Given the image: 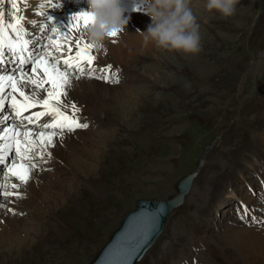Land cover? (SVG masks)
I'll return each mask as SVG.
<instances>
[{
  "label": "rangeland",
  "instance_id": "374dc122",
  "mask_svg": "<svg viewBox=\"0 0 264 264\" xmlns=\"http://www.w3.org/2000/svg\"><path fill=\"white\" fill-rule=\"evenodd\" d=\"M203 4L190 5L200 25L198 54L152 45L120 63L108 52L96 55L118 64L122 79L111 85L85 78L86 87L75 90L77 100L82 92L94 96L97 119L85 116L88 127L76 142L63 141L61 155L36 156L44 166H37L42 178L34 190L11 189L20 196H11L18 209L0 214V264H89L138 199L168 198L192 171L189 193L136 264H264L233 244L264 228V0H240L228 19ZM54 10L43 11L53 17ZM46 16L34 18L36 38L40 23L55 24ZM23 28L34 55L38 46ZM94 81L106 89L93 91ZM240 199L245 216H236Z\"/></svg>",
  "mask_w": 264,
  "mask_h": 264
},
{
  "label": "snow or ice",
  "instance_id": "6c2138e0",
  "mask_svg": "<svg viewBox=\"0 0 264 264\" xmlns=\"http://www.w3.org/2000/svg\"><path fill=\"white\" fill-rule=\"evenodd\" d=\"M11 8L15 11L9 12V21L4 22L5 12L3 11L4 0H0V69H2L4 49H7L16 54L21 51L27 50L28 41H23V47L14 46L11 43L5 44V40L9 39L4 34L11 30L17 36L24 31L23 21L25 16L22 14V8L18 6L16 0H8ZM21 5L27 7V0H21ZM45 7H60L59 0L53 3V0H43L40 3V15H46L43 11ZM137 10V9H134ZM15 16V23L11 22V17ZM51 21L52 16H47ZM93 17L89 11L75 13L68 23L64 25V31L59 32L58 28H49V25L41 26L40 30L59 32L60 39L57 41L53 36H49V44L44 47L47 49L42 54L30 55L27 58L20 56L18 63L23 66L24 64L31 63L32 74L23 71L21 67V77L16 78L13 75H0V110L5 108V99L12 93H5V88H12L13 92H19L23 97V101L17 100L12 96L13 103L11 107L14 112V117L21 123L18 127L24 128L22 133L23 139H18L21 136L19 131H15L13 139L15 146L12 144H5V151L0 155V165L4 164V158L8 154V150L14 152V158L8 166V171L2 173V180H0V197L7 201L9 197L16 196L19 198L20 193L11 191V189L19 188L27 184L30 179V174L33 169L37 167L35 157L40 156L43 159V153H46L48 148L54 145V138L62 137L65 131L74 132L79 128H87L86 123H81L76 115L80 109L73 103L67 102L68 90L72 87L73 79L91 78L100 79L105 82H118L117 73L119 69H114L112 65L98 67L94 61L97 59L96 55L92 53L94 45L85 44L81 47L78 37L72 35L68 25L75 24V30L81 31V25L87 29L89 24L92 23ZM35 23V21H32ZM116 32L109 33V36H115ZM22 39V37H21ZM27 85H33L30 94H25L23 89ZM50 85V87H46ZM46 92L45 98L42 93ZM42 107V111L31 112L29 115L24 113L29 112V109ZM50 117L49 123L40 125L42 129H53L54 131L45 133L38 132L33 137L32 130L28 129L29 124H37L41 117ZM10 117H0V123ZM25 121L27 123H25ZM58 130V131H56ZM7 134L0 136V140H7ZM40 151L37 152L36 149ZM14 177L19 183H12L11 178ZM6 207L5 203L0 202V209ZM11 211V209H8ZM247 209L244 210V215H247Z\"/></svg>",
  "mask_w": 264,
  "mask_h": 264
},
{
  "label": "bare ground",
  "instance_id": "6f19581e",
  "mask_svg": "<svg viewBox=\"0 0 264 264\" xmlns=\"http://www.w3.org/2000/svg\"><path fill=\"white\" fill-rule=\"evenodd\" d=\"M42 2H43V0H27V3H30V4H28L27 10L22 12V14L25 16V20L22 23L28 31L32 30V28H33L32 21H36V19H34V18H36V16H38V13H40L39 5ZM59 2H60V7L54 8L55 9L54 12L57 14V15L53 16V20H55V24L53 26L50 24V27H49L50 29L51 28H58L59 32L64 31V25H66L68 23L70 18L75 13L88 11V0H76L74 4L67 2V0H59ZM53 3H56V0H53ZM145 5H146V0H120V6L123 10L124 16L130 17L126 27L124 29H122L121 31L116 32L115 36H108L105 39L104 47L97 48L94 46L92 49L93 50L98 49L99 50L98 54L94 53L93 50H91L92 53L94 55L100 56L103 54V52H108V53H110L111 56H113V58L117 62L120 63L126 57H128V55L130 53H135V52H139V51L144 52L146 50H149V48L153 44L152 43L145 44L143 41V38H142V34L139 31V30H141V31L145 30L147 24L150 22V18L147 15H145L144 13H142ZM134 9H137V10H134ZM44 12L47 13V16L53 15V13H48L47 11H44ZM14 17L15 16H12L11 19ZM43 19H45V17ZM34 26L36 27V25H34ZM41 26H42V24L40 23L38 25V27H36L33 30V32H36L37 36H39V37L41 36L42 39H39L38 37L36 38V36L32 35L31 32H30V34H28V35H30L31 41L35 40L34 45L38 46L37 48H33V54L34 55L42 54L44 51L47 50L44 46L48 45V44L44 43L45 42L44 39L48 40V37L50 35L53 36L57 41L60 39L59 32H51L50 30L46 31V32L45 31L42 32L40 30ZM68 27L71 30L72 35L74 37L79 38L81 47H83V45H85V44H91L87 39V29H84L83 25H81V31L80 32H77L75 30V24L74 23L69 24ZM130 49L134 50V51L133 52L129 51ZM5 51L7 54H9V50L7 49V47L5 48ZM96 57H97V59L94 61V63L98 67L105 66L103 57L102 56H101V58L98 56H96ZM31 70H32L31 63L28 66L23 67V71L27 72L28 74H32ZM11 74L0 73V75H11ZM12 75L16 78H20L21 77V71L16 73V74H12ZM84 79L85 78H81L79 80H77V79L72 80V87L73 88L71 87L68 90V98H67V102L71 101V103H73L72 101H74V102L76 101L77 107L80 109V111L77 113L78 114L77 116H78L80 122H82V119H84L85 116H91V118L97 119V113L95 112L96 110L94 111L93 107H92V104L94 103V100H95L94 96L89 95L90 93L87 94L85 92H82L83 93L82 94V97H83L82 100L81 99L77 100L76 98L72 97L73 95H75V97H77L76 96L77 94L75 92L76 89H82V88L86 87L87 81ZM92 85H93V87H92L93 91L95 90L96 92H98V91L101 92V90L103 91L107 87V86L104 87V85L102 83H99L97 81L92 82ZM33 87H34L33 85H27L26 84L23 91L25 92V94H30ZM46 87H50V85L46 84ZM108 88H110V86ZM4 92L5 93H12V95H10L8 97L15 96L16 98H23L20 96L19 92L17 94L13 93L11 87L5 88ZM95 94H97V93H95ZM42 95L45 98L47 97L46 92L42 93ZM78 96H80V95H78ZM97 96H98V94H97ZM81 102H84L85 104L83 105V103H81ZM37 108H38V110L41 109L39 105L37 106ZM29 110H31V109H29ZM27 113H29V112H27ZM86 113H90V114H86ZM5 114H6L5 111L1 110L0 117H3ZM46 119H48L47 116L41 117L40 121H43ZM16 131H19L21 133V136L18 137V139L22 140L23 139L22 133L25 131V129L20 128ZM82 131L83 130H81L80 128L76 129L74 132L65 131V133L63 134L62 137L58 136V137L54 138V145L48 148L46 155H48L49 157H51V156L56 157L59 154L61 155L63 141H65V139H70L72 142H76L77 141V134L81 133ZM32 132H33V137H35L36 134L38 132H41V131L32 130ZM43 132H45V131H43ZM48 132H50V131L46 130L45 133H48ZM12 133L14 134V131L11 130V127H9L8 125H3L2 123H0V136H4L5 134H7V137H8L7 139H10L9 137L11 136ZM5 144H9L8 140H0V155H3V153H4ZM14 146H15V142L13 143V147ZM36 151H40V149L37 148ZM237 152H241V153H237L238 158L239 159L243 158L245 160V153L242 151H239V150ZM249 156H251V155L247 154L246 158H248ZM12 160H13V157H10V155L7 154V156L4 158L5 167H4L3 173H6L8 171V166L11 164ZM239 163H242V162H239ZM38 165H43V164H39V162H37V166ZM32 172H33V174L30 177L28 183L24 184L26 186V188L29 190H34L36 188L35 181L38 180L39 175H40L39 180L42 178L41 170H38L37 167L35 169H33ZM222 179L223 178L221 176L220 180H222ZM231 180H232V178H231ZM192 183H193V181L191 180L190 188L192 187ZM225 184H226V182H224V183L222 182V185L227 187ZM12 190H14V189H12ZM189 191H190V189H189ZM189 191H188V193H189ZM260 192H261V195H263L264 188H262L260 190ZM5 202H6L5 203L6 207L4 209H0V214L4 213V214L8 215L10 213L8 209L17 208L16 206L14 208L10 206V203L15 202L14 197L13 198L10 197ZM57 229H59V228H57ZM241 237L242 238H240V236L234 238L233 244L241 252L247 254V258L249 259L248 261H250L252 263L255 261L257 262V261L264 260V228H263V230H260L258 233L246 232V234H242Z\"/></svg>",
  "mask_w": 264,
  "mask_h": 264
},
{
  "label": "clouds",
  "instance_id": "9594fccd",
  "mask_svg": "<svg viewBox=\"0 0 264 264\" xmlns=\"http://www.w3.org/2000/svg\"><path fill=\"white\" fill-rule=\"evenodd\" d=\"M240 0H204L206 11H215L221 19L237 12ZM191 0H146L143 13L150 18L141 31L145 44L181 54H198L202 50L200 25L193 12ZM93 20L87 28L88 41L97 48L104 47L109 33L124 29L130 17H125L120 0H88Z\"/></svg>",
  "mask_w": 264,
  "mask_h": 264
},
{
  "label": "water",
  "instance_id": "95a60500",
  "mask_svg": "<svg viewBox=\"0 0 264 264\" xmlns=\"http://www.w3.org/2000/svg\"><path fill=\"white\" fill-rule=\"evenodd\" d=\"M201 160L198 163L200 166ZM196 172L181 177L175 193L166 199H138L127 210L89 264H136L162 231L168 212L181 204L188 194Z\"/></svg>",
  "mask_w": 264,
  "mask_h": 264
}]
</instances>
